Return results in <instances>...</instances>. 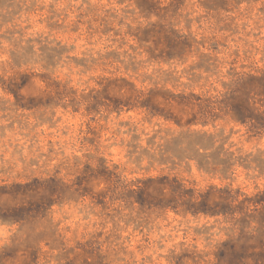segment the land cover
Masks as SVG:
<instances>
[{
	"label": "clouds",
	"instance_id": "clouds-1",
	"mask_svg": "<svg viewBox=\"0 0 264 264\" xmlns=\"http://www.w3.org/2000/svg\"><path fill=\"white\" fill-rule=\"evenodd\" d=\"M0 264H264V0H0Z\"/></svg>",
	"mask_w": 264,
	"mask_h": 264
},
{
	"label": "rangeland",
	"instance_id": "rangeland-1",
	"mask_svg": "<svg viewBox=\"0 0 264 264\" xmlns=\"http://www.w3.org/2000/svg\"><path fill=\"white\" fill-rule=\"evenodd\" d=\"M32 27L36 30H39L41 27H43V25L37 21L32 25ZM68 119L71 120L72 118L69 116Z\"/></svg>",
	"mask_w": 264,
	"mask_h": 264
}]
</instances>
